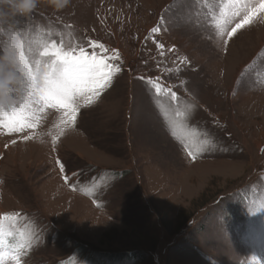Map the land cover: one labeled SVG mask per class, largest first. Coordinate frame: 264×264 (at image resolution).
<instances>
[{
    "label": "rangeland",
    "instance_id": "rangeland-1",
    "mask_svg": "<svg viewBox=\"0 0 264 264\" xmlns=\"http://www.w3.org/2000/svg\"><path fill=\"white\" fill-rule=\"evenodd\" d=\"M234 2L0 5L4 264H264V13L229 38ZM90 40L123 70L73 124Z\"/></svg>",
    "mask_w": 264,
    "mask_h": 264
},
{
    "label": "snow or ice",
    "instance_id": "snow-or-ice-1",
    "mask_svg": "<svg viewBox=\"0 0 264 264\" xmlns=\"http://www.w3.org/2000/svg\"><path fill=\"white\" fill-rule=\"evenodd\" d=\"M237 0H235V4ZM245 15L240 23H237L229 33V38L234 36L238 30L244 28L246 25H250L254 18L259 13H264V0H259L258 5L254 4L250 8L245 7ZM223 15V12L221 13ZM240 12L237 10L233 15H239ZM153 34H157L160 31V27H152L150 30ZM157 46L163 50L165 45L160 43L158 40H153ZM90 51L81 46L78 49V55H75L74 63L70 66V71L75 75V91L69 96L68 103L73 110V124L75 123L78 116V105L77 100L83 99L87 103H92L93 98H98L107 88L111 87L113 78L119 74L123 68L121 56L119 50L110 49L105 44L98 40H90L89 42ZM163 51L161 55H163ZM186 59V58H185ZM145 79V77H141ZM150 79L148 83H152ZM159 91L160 85L158 83L153 85ZM171 91V90H170ZM175 95V93H173ZM191 155V153H189ZM194 158V157H193ZM61 168L64 165L61 163ZM4 244V229L3 224L0 223V247ZM23 247V246H21ZM15 260V264H21V257L19 252L12 257ZM0 264H4V255L0 253Z\"/></svg>",
    "mask_w": 264,
    "mask_h": 264
},
{
    "label": "clouds",
    "instance_id": "clouds-1",
    "mask_svg": "<svg viewBox=\"0 0 264 264\" xmlns=\"http://www.w3.org/2000/svg\"><path fill=\"white\" fill-rule=\"evenodd\" d=\"M57 8L66 7L71 0H50ZM38 0H0V5H10L15 12L27 14L37 6Z\"/></svg>",
    "mask_w": 264,
    "mask_h": 264
}]
</instances>
